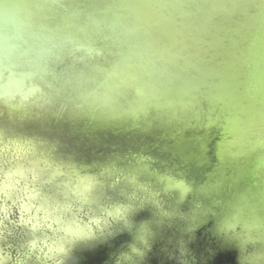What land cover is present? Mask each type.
Segmentation results:
<instances>
[{
  "label": "water",
  "instance_id": "water-1",
  "mask_svg": "<svg viewBox=\"0 0 264 264\" xmlns=\"http://www.w3.org/2000/svg\"><path fill=\"white\" fill-rule=\"evenodd\" d=\"M58 2L69 13L65 34L101 54L78 53L64 64L52 84L54 107L108 115L42 134L79 142L89 153L143 148L201 182L243 190L254 208L264 209V4ZM128 240L97 242L78 252V264H113ZM163 243L144 264H167ZM188 248L197 264L243 261L235 246L204 229L192 234Z\"/></svg>",
  "mask_w": 264,
  "mask_h": 264
},
{
  "label": "clouds",
  "instance_id": "clouds-1",
  "mask_svg": "<svg viewBox=\"0 0 264 264\" xmlns=\"http://www.w3.org/2000/svg\"><path fill=\"white\" fill-rule=\"evenodd\" d=\"M68 16L58 0H0V264H78V252L124 235L113 264H144L159 241L167 264H197L188 244L200 229L242 264H264V209L243 190L143 148L89 153L42 134L108 115L54 107L64 64L101 54L65 34Z\"/></svg>",
  "mask_w": 264,
  "mask_h": 264
}]
</instances>
